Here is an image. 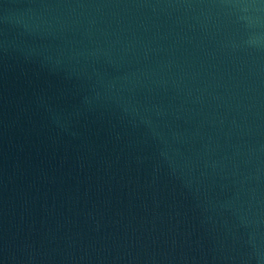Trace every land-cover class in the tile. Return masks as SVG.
Masks as SVG:
<instances>
[{
	"label": "water",
	"instance_id": "water-1",
	"mask_svg": "<svg viewBox=\"0 0 264 264\" xmlns=\"http://www.w3.org/2000/svg\"><path fill=\"white\" fill-rule=\"evenodd\" d=\"M0 264H264V0H0Z\"/></svg>",
	"mask_w": 264,
	"mask_h": 264
}]
</instances>
